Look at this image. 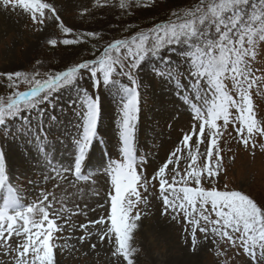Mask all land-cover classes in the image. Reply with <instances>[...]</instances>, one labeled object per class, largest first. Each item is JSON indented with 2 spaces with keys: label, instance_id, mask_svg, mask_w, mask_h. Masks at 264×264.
<instances>
[{
  "label": "rangeland",
  "instance_id": "obj_1",
  "mask_svg": "<svg viewBox=\"0 0 264 264\" xmlns=\"http://www.w3.org/2000/svg\"><path fill=\"white\" fill-rule=\"evenodd\" d=\"M41 2L55 9L64 28L69 29L71 34L66 35L64 28L55 19H49L51 13L47 10L41 26L33 23L29 13L21 9L5 8L0 3V100L7 101L14 92L28 90L25 84L8 81L7 74L23 73L44 80L50 74L62 73L80 63L94 61L98 55L94 58L90 55L97 51L93 47L97 42L106 48L116 41L131 40L141 33L168 24L176 18L174 13L189 11L200 0H152L147 6L145 0H123V6L121 0ZM89 34H94L95 38ZM82 36L89 37L93 44L88 40L81 42L79 38ZM64 39L79 42L65 46L61 43ZM53 40L57 42L54 47L50 43ZM166 53L167 50L162 55ZM170 59L176 60L177 67L181 69V79L175 85L153 73V65L160 67L154 60L146 61L136 73L141 104L134 148L137 160L146 161L137 165V171L142 169L145 181H152L183 135L190 133L193 123L191 109L174 95L175 88L187 87L184 83L187 72L183 70L184 65L178 63V57ZM248 63L253 77H259L249 95L255 118L264 127V41L256 44V56L254 59L249 58ZM81 76L84 77L81 86L91 92V78L84 72ZM119 80L122 85L131 86L126 77L121 76ZM13 83L19 84V87H12ZM224 84L235 98L237 93L233 90L232 81L225 80ZM98 94L101 102L98 135L87 153L79 179L70 173L76 154L74 141L80 135L81 126L79 113L68 106L73 99L71 94H63L55 99V107L42 105L46 109L44 117L38 121L33 114L30 127L17 121L9 123V131L0 129V151L4 153L6 161V184L0 189V210L6 206L10 196L17 197L23 208L38 204L47 195L49 201L53 202V209L49 210L52 218L60 212L58 224L64 226L62 232L55 234L56 239L53 241L60 245L56 248L57 264H127L123 257L113 255V245L107 239L101 243L100 236L108 227L107 224H96L85 231L80 230L81 225H91L102 217L107 219L110 212L109 193L113 191L107 168L110 161L118 159L121 151L120 94L103 86ZM232 115H237L235 110ZM196 123L198 129L199 123ZM219 126L223 130L222 121ZM236 127L240 125L236 124ZM41 129L47 131L45 143L52 149L46 158L37 151ZM207 136L206 129L205 142L200 145L204 155L198 159L201 168L207 159ZM252 141L256 145L255 149L251 144L244 147L233 125L229 124L218 143L219 156L222 157L220 174L214 181L202 179L201 186L206 190L215 188L219 191L240 192L264 209V136L255 135ZM191 143L195 148V137ZM15 147L20 159L13 158L12 153H9ZM186 154L184 151L181 156L185 157ZM215 159L214 150L213 162ZM189 162L185 158L180 160L179 170L182 174ZM173 167L170 165L168 169L166 178L169 182L174 175ZM58 172H65L63 179L57 175ZM189 186L195 187V184ZM147 187V192L140 189L142 202L133 212L135 215L138 211L142 217L137 222L138 227L131 241L134 249L131 257L133 264H253L252 258L245 254L239 243L233 247L227 239H220L211 232L205 236L199 229L195 233L196 244L193 250V226L185 223L183 213L176 220L172 219L174 213L171 211L162 215L166 209L158 191V181L147 183ZM64 208L68 211H60ZM76 212L79 215H73ZM35 218L41 217L37 213ZM211 219L215 220L216 217L212 215ZM201 226L206 225L201 222ZM232 235L239 239L238 234ZM82 236L87 237L83 243L79 239ZM24 239L23 236L13 235L7 245L0 247V264H16L17 245ZM93 244L96 245L95 250ZM255 264H264V260L258 256Z\"/></svg>",
  "mask_w": 264,
  "mask_h": 264
},
{
  "label": "snow or ice",
  "instance_id": "obj_2",
  "mask_svg": "<svg viewBox=\"0 0 264 264\" xmlns=\"http://www.w3.org/2000/svg\"><path fill=\"white\" fill-rule=\"evenodd\" d=\"M0 3L5 8L29 13L33 23L41 26L47 10L51 13L49 19H55L64 28L55 9L41 0H0ZM151 3L152 0H145L146 6ZM173 15L176 18L168 24L141 33L131 40L112 43L96 61L80 63L62 73L50 74L47 79L38 80L36 76L29 77L23 73L7 74L8 81L25 84L28 90L14 92L7 101L0 100V129L9 131V123L17 121L30 127L33 114L38 121L44 117L46 109L42 105L55 107V99L63 94H71L73 99L68 106L79 113L81 126L80 135L74 141L76 154L70 173L79 179L87 153L98 135L101 116L99 89L103 86L118 91L121 151L118 159L110 161L107 168L113 190L109 193L110 212L107 219L102 217L91 225H81L80 230L85 231L96 224H107L108 227L100 236L101 243L107 239L113 245V255H119L127 264H133L131 241L138 227L137 222L142 218L138 211L135 215L133 212L142 202L140 189L147 192V183L158 181V191L166 209L162 215L171 211L174 213L172 219L176 220L183 213L185 223L193 226V250L195 233L199 229L205 236L211 232L220 239H227L233 247L239 243L255 264L258 256L264 260V209L240 192L219 191L215 188L206 190L201 186V181H214L220 174L222 157L219 156L218 143L229 124L233 125L241 144L246 148L251 144L255 149L252 138L255 135L264 136V127L255 118L249 95L259 77H253L248 63L249 58L254 59L256 56V44L264 41V0H200L193 9ZM64 32L66 35L71 34L67 28H64ZM89 35L95 38L94 34ZM78 42L73 39L61 41L65 46ZM50 43L54 47L57 42L53 40ZM165 50L166 55H162ZM170 57H178V63L183 64V70L187 72L184 78L187 87L175 88L174 95L191 109L193 123L190 133L183 135L152 181H145L143 171L141 169L138 172L137 165L146 161L137 160L134 148L141 104L136 73L146 61L154 60L160 67L153 65V73L175 85L181 79V69L177 67V61ZM82 72L91 78V92L81 86L80 82L84 80ZM121 76L126 77L131 86L122 85L119 80ZM225 80L232 81L233 90L237 93L235 98L228 92ZM11 86L18 88L19 84L13 83ZM233 110L237 114L235 117L232 115ZM221 121L223 130L219 126ZM196 122L199 123L198 129ZM236 124L240 127L237 128ZM206 129L207 159L201 168L198 159L204 155L200 145L205 142ZM193 137L196 138L195 148L191 143ZM47 138V131L41 129L37 151L45 158L52 150L45 143ZM214 150L216 159L213 162ZM184 151L187 154L182 157ZM182 158L190 161L183 174L179 170ZM5 164L4 153L0 151V189L6 184ZM170 165H174L171 182L166 178ZM65 172H58L57 175L63 179ZM190 184H195V187ZM50 209H53V202L45 195L38 204L23 208L17 197L10 196L6 206L0 210V241H3L0 247L7 245L13 235L25 237L17 245L16 264H57L56 248L60 245L53 241L56 239L55 234L62 232L64 226L58 224L60 212L52 218ZM37 213L40 219L35 218ZM73 215H79V212ZM212 215L216 217L215 220L211 219ZM201 222L210 228L202 227ZM232 234H238L239 239H235ZM86 238L80 237V242L83 243ZM92 248L95 250L96 245L93 244Z\"/></svg>",
  "mask_w": 264,
  "mask_h": 264
},
{
  "label": "trees",
  "instance_id": "obj_3",
  "mask_svg": "<svg viewBox=\"0 0 264 264\" xmlns=\"http://www.w3.org/2000/svg\"><path fill=\"white\" fill-rule=\"evenodd\" d=\"M79 40L81 41V40H88L89 41V37H87V36H82V37H80L79 38ZM91 41V44H93V40H90ZM89 41V42H90ZM82 42V41H81ZM76 44H78V43H76ZM87 45H89V44H87ZM87 45H85V46H87ZM93 47H95V48H97V51L95 52L94 50V54L93 55H90V56H92L91 58H94V57H96L97 55H98V58L101 56V53L104 51V49H105V46L104 47H102V45H99V43L97 42V44H95V45H93ZM95 60H97V59H94V61Z\"/></svg>",
  "mask_w": 264,
  "mask_h": 264
},
{
  "label": "bare ground",
  "instance_id": "obj_4",
  "mask_svg": "<svg viewBox=\"0 0 264 264\" xmlns=\"http://www.w3.org/2000/svg\"><path fill=\"white\" fill-rule=\"evenodd\" d=\"M17 150V148L15 147V148H11V151L9 152L10 154L12 153V157L13 158H15V159H18L19 158V152H17L16 151ZM25 152H26V149H25ZM35 152V151H34ZM29 154V153H28ZM60 154V153H59ZM21 155V154H20ZM66 155V154H65ZM63 157V156H62ZM21 158V157H20ZM19 158V159H20ZM62 159H64V157L62 158ZM62 161H64V160H62ZM69 162V161H68ZM16 164H17V162H15ZM57 164H59V163H57ZM63 164V163H62ZM15 165V164H14Z\"/></svg>",
  "mask_w": 264,
  "mask_h": 264
}]
</instances>
